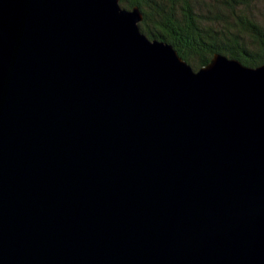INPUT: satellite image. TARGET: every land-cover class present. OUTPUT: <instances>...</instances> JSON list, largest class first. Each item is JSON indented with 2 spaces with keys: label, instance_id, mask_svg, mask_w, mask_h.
<instances>
[{
  "label": "water",
  "instance_id": "water-1",
  "mask_svg": "<svg viewBox=\"0 0 264 264\" xmlns=\"http://www.w3.org/2000/svg\"><path fill=\"white\" fill-rule=\"evenodd\" d=\"M141 19L0 0V264H264V63Z\"/></svg>",
  "mask_w": 264,
  "mask_h": 264
},
{
  "label": "trees",
  "instance_id": "trees-1",
  "mask_svg": "<svg viewBox=\"0 0 264 264\" xmlns=\"http://www.w3.org/2000/svg\"><path fill=\"white\" fill-rule=\"evenodd\" d=\"M138 6L139 27L152 39L170 43L193 68L215 53L247 66L264 63V0H119Z\"/></svg>",
  "mask_w": 264,
  "mask_h": 264
}]
</instances>
